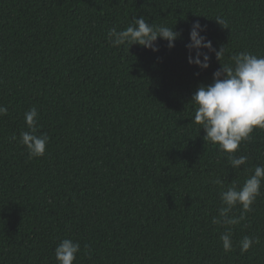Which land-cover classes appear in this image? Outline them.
<instances>
[{
	"label": "trees",
	"instance_id": "16d2710c",
	"mask_svg": "<svg viewBox=\"0 0 264 264\" xmlns=\"http://www.w3.org/2000/svg\"><path fill=\"white\" fill-rule=\"evenodd\" d=\"M141 16L180 33L175 47L109 44L111 28ZM196 21L225 48L206 70L188 60ZM245 51L264 55V0H0V264H58L64 238L80 243L74 264H264V186L230 226L232 251L220 240L227 226L212 223L221 191L264 165V130L233 169L191 102ZM33 106L49 143L29 159L19 137ZM245 235L260 243L242 253Z\"/></svg>",
	"mask_w": 264,
	"mask_h": 264
},
{
	"label": "clouds",
	"instance_id": "9594fccd",
	"mask_svg": "<svg viewBox=\"0 0 264 264\" xmlns=\"http://www.w3.org/2000/svg\"><path fill=\"white\" fill-rule=\"evenodd\" d=\"M215 20L228 28L227 21L223 18L217 17ZM205 31L206 28L199 21L194 22L190 30V43L186 45L189 63L203 70L210 67L209 53H215L220 62L225 53L224 47L217 51L212 42L201 34ZM180 35L174 28L149 23L143 16L134 17V23L125 29L111 28L107 34L109 44L113 47L139 44L152 51L159 50L156 43L158 38L167 41L171 49L175 47V41ZM230 60V64L221 63V68L213 74V83L198 87L191 102L197 106L194 121L204 130V140L218 145L222 153L228 154L230 166L240 169L247 165L249 158L235 153L240 150L242 143L251 139L255 130H264V55L245 51L232 55ZM7 114L8 108L0 105V116ZM39 116L36 106L24 113L28 130L20 133L19 142L26 147L29 159L41 158L47 152L49 137L39 132ZM13 139L16 137L13 136ZM209 182L223 187V181L219 177L212 178ZM262 186L264 165H257L242 186L233 183L221 191V206L218 215L212 218V223L227 226V230L220 235L225 252L233 250L230 226L239 225L246 218L245 214L252 211L257 197L262 195ZM238 206L242 209L241 214L232 215L233 209ZM259 243L258 237L245 235L239 241L240 251L248 252L254 244ZM80 252L78 241L64 238L56 246L54 254L58 264H74Z\"/></svg>",
	"mask_w": 264,
	"mask_h": 264
}]
</instances>
